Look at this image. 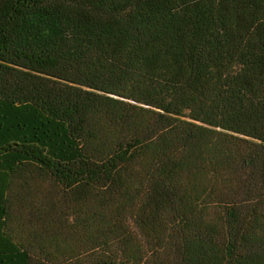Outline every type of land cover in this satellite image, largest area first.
<instances>
[{
	"label": "trees",
	"instance_id": "obj_1",
	"mask_svg": "<svg viewBox=\"0 0 264 264\" xmlns=\"http://www.w3.org/2000/svg\"><path fill=\"white\" fill-rule=\"evenodd\" d=\"M0 264H264V0H0Z\"/></svg>",
	"mask_w": 264,
	"mask_h": 264
}]
</instances>
